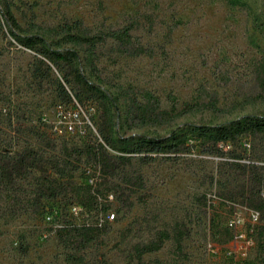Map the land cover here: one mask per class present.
<instances>
[{"label": "rangeland", "instance_id": "374dc122", "mask_svg": "<svg viewBox=\"0 0 264 264\" xmlns=\"http://www.w3.org/2000/svg\"><path fill=\"white\" fill-rule=\"evenodd\" d=\"M0 3L8 6L22 36L70 46L54 29L79 20L92 33L130 26L132 42L125 47L106 39L94 48L92 65H83L87 76L116 98L117 107L76 105L67 113L52 83L32 76L39 56L16 42L0 13V158L5 150L25 146H33L43 158H63L76 190L85 184L87 171L97 174L87 145L100 140L98 128L116 137L167 136L181 128L197 142L189 151L159 154L147 162L133 154L113 176H104L94 187L97 200L106 192L113 199L106 202L105 212L97 205L91 216L106 221L113 212L114 218L91 239L76 230L59 231L44 218L51 206L65 214L68 202H79L64 191L55 198L42 196L34 169L0 180V264H264L257 228L249 233L247 214L223 201L245 205L239 193L248 183L247 173L230 164L229 154L203 151L197 132L183 128L186 123L218 124L264 114V0ZM137 46L146 51L130 54ZM146 94L155 112H165L152 115L151 121L135 115L130 103L134 98L144 103ZM69 126H74L69 133L53 132ZM245 139L251 142L250 151L242 148ZM232 149L263 162L264 135L239 134ZM228 189L234 199L225 196ZM210 192L218 198L214 202L208 201ZM234 212L240 214L237 228L247 232L248 241L232 238L227 220ZM162 236L159 249L139 255L138 247Z\"/></svg>", "mask_w": 264, "mask_h": 264}, {"label": "trees", "instance_id": "16d2710c", "mask_svg": "<svg viewBox=\"0 0 264 264\" xmlns=\"http://www.w3.org/2000/svg\"><path fill=\"white\" fill-rule=\"evenodd\" d=\"M0 13L4 17L8 33L16 42L33 51L35 56H39L35 57L32 76L40 81L48 80L52 83L56 96L60 103H63L67 113H72L70 107L76 105L84 109L96 107L100 103H109L114 108L117 107L116 98L108 90L91 80L83 65H92L94 48L97 44L105 42L106 39H112L125 47L131 45L130 26L92 33L88 28L83 27L79 20L64 23L55 27L54 30L67 37V41L71 44L70 46H61L60 42H47L38 35H20L17 32L19 25L13 14L8 6H3L1 3ZM145 51L142 46H137L129 53L139 54ZM145 98V102L142 104L135 98L131 100L135 115L141 119L146 117L144 121H147L152 119V115L157 117L159 114L165 113L164 111L155 112L149 94H146ZM69 127H65L64 130L55 127L53 132L66 134L74 129V126ZM183 128L189 132H197L196 138L199 139L198 143L203 151L218 156H223L226 153L230 155L228 158L231 161L230 164L247 173L246 181L249 184L247 183L245 186L242 184L239 193L240 201L249 208L264 212V201L259 195V189L264 181V167L254 163L240 162L238 159L243 157L240 153L234 152L232 148L225 150L221 146L226 142L232 144L236 136L244 132L264 135V114H247L218 124L186 123ZM180 129L172 130L167 136L138 133L116 137L103 128H98L100 140H95L87 145L88 150L96 159L97 174H95V170L89 172L88 169H85L87 180L85 184L75 187L76 190H74L70 175L65 174L66 161L55 155L43 158V155L38 153L33 146H25L16 152L4 151L5 157L0 158V180L11 179L14 174L24 169H34L39 173L37 187L42 196L55 198L59 192L64 191L69 192L70 197L78 199L79 202H68L65 214H58L53 210L54 206H51L44 210V218L49 217L48 220L50 219L52 224L58 225L57 230L59 231L72 229L87 236V239H91L99 233L107 221H99L97 217L92 219L91 210L98 205L100 212H105L107 210V195L109 193L113 195L112 192H106L103 194V200L98 201V189L94 187L101 184L104 176H113L119 167L131 160L133 154H139L140 159L147 162L159 154H176L191 150L196 146L197 142H194L196 140L188 138L186 134L180 132ZM225 196L234 199L236 195L232 189H228ZM73 205L80 207L77 214L71 210ZM256 228L259 239L258 247L264 251V225H257ZM164 238L165 236L158 237L156 240L138 247L139 255L159 249Z\"/></svg>", "mask_w": 264, "mask_h": 264}, {"label": "built area", "instance_id": "2783aa9c", "mask_svg": "<svg viewBox=\"0 0 264 264\" xmlns=\"http://www.w3.org/2000/svg\"><path fill=\"white\" fill-rule=\"evenodd\" d=\"M221 146L225 150H229L232 148V144L230 142H226L224 144H221ZM242 148L245 151H250L251 142L247 139L243 140ZM238 161L243 162V163H247V164L254 163L256 165H260V166L264 167V161L263 162H257L255 160L251 159L249 155L243 156L242 158L238 159ZM259 195H260L261 199L264 201V181H263V183L259 189ZM207 198H208L209 202H214L215 199H218L217 196L215 195V193H213V192L208 193ZM107 199L112 200L113 195L111 193H109L107 195ZM223 201L228 203L229 206H231L232 208L242 209L247 214V221L249 222V227H248L249 233H253L254 229L257 225H264V212H262L261 210L249 208L246 205L238 206L237 203H235L234 201H227V200H223ZM71 210L74 212V214H77L78 211H80V207H78L77 205H73L71 207ZM239 215L240 214H236L234 212V214L231 215L227 220V227L231 230V234H232L233 239L241 240V241H248L247 239L249 237L247 235V232H243L242 230H239L237 228V224L241 223V221L238 219ZM48 218L49 217H47V219ZM113 218H114L113 212L107 213V215H106L107 221H110Z\"/></svg>", "mask_w": 264, "mask_h": 264}]
</instances>
